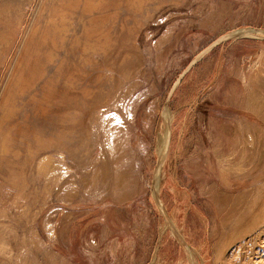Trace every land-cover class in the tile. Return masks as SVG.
<instances>
[{
    "label": "rangeland",
    "instance_id": "374dc122",
    "mask_svg": "<svg viewBox=\"0 0 264 264\" xmlns=\"http://www.w3.org/2000/svg\"><path fill=\"white\" fill-rule=\"evenodd\" d=\"M263 214L264 0H0V264H264Z\"/></svg>",
    "mask_w": 264,
    "mask_h": 264
},
{
    "label": "bare ground",
    "instance_id": "6f19581e",
    "mask_svg": "<svg viewBox=\"0 0 264 264\" xmlns=\"http://www.w3.org/2000/svg\"><path fill=\"white\" fill-rule=\"evenodd\" d=\"M236 33V32H235ZM239 33H241V32H239ZM238 33V34H239ZM228 35H230V34H228ZM227 36V35H226ZM226 36L224 37V38H226ZM218 73V72H217ZM170 113V112H169ZM165 115H167V114H165ZM170 115H172V114H169V116ZM167 117V116H166ZM174 118V117H173ZM167 119H168V117H167ZM170 119V118H169ZM163 120H165L166 121V119H164L163 118ZM168 121V120H167ZM171 121V120H170ZM166 123H168V122H166ZM166 123H164V124H166ZM163 124V123H162ZM161 124V125H162ZM163 124V125H164ZM166 126H168V125H166ZM162 127V126H161ZM162 129V128H161ZM167 129V128H166ZM164 132V131H163ZM162 133V132H161ZM164 137H165V134H164ZM252 138V137H251ZM163 139V138H162ZM161 139V141H163ZM249 141V140H248ZM160 143H162V142H160ZM165 143H166V141H165ZM162 144H164V143H162ZM249 144V143H248ZM164 146V145H163ZM160 147H162V146H160ZM164 149H165V147H164ZM162 150V149H161ZM47 156V155H46ZM166 156V155H165ZM44 158H46V157H44ZM46 159H48V158H46ZM45 159V160H46ZM163 159V158H162ZM42 160V159H41ZM263 160V159H262ZM52 161V160H51ZM41 162H43V161H41ZM50 162V161H49ZM43 164V163H42ZM38 166H39V164H38ZM39 168H41L40 166H39ZM161 184V183H160ZM160 187H161V185H160ZM160 187H158V188H160ZM155 194V193H154ZM156 195H158L159 196V192H158V194H156ZM155 198V197H154ZM160 202V201H159ZM158 203V202H157ZM162 204V203H161ZM162 208V210H163V212H165L166 213V211H165V208H164V205L161 207ZM160 209V208H159ZM167 214V213H166ZM167 216V215H166ZM255 217V216H254ZM253 217V218H254ZM262 218H264V214H263V217ZM166 219V218H165ZM254 222V221H253ZM165 227H167V226H165ZM176 229H177V227H176ZM179 229V228H178ZM177 229V231H179ZM163 230V229H162ZM181 230H183V229H181ZM182 233H184V232H182ZM178 235V234H177ZM179 235H181V234H179ZM184 237V236H183ZM181 238V237H180ZM181 239H183V238H181ZM247 242L248 241H245V243H242L240 246H238V248H236L234 251H233V255L236 257V261L234 262V263H232V264H253V263H250L249 261H251V259H249L248 260V254H250L249 253V251L247 250V248H248V245H247ZM183 243V242H182ZM252 245V244H251ZM260 245V244H259ZM190 246V245H189ZM253 246V245H252ZM255 246H257V245H255ZM243 249V250H242ZM190 250V249H189ZM254 251H255V253L256 254H258L259 256H260V254H264V239H262V241H261V246L260 247H258V249H253ZM251 255V254H250ZM258 255H257V257H258ZM252 256V255H251ZM256 256V255H255ZM256 257V258H257ZM254 258V257H253ZM259 258V257H258ZM260 259V258H259ZM253 260V259H252ZM262 260V259H261ZM258 261V260H257ZM253 262L254 263H256L257 264V262L256 261H254L253 260ZM227 264H229L228 263V261H227Z\"/></svg>",
    "mask_w": 264,
    "mask_h": 264
}]
</instances>
